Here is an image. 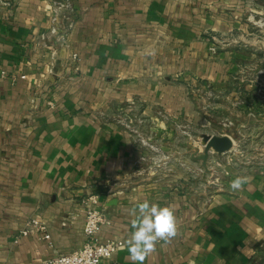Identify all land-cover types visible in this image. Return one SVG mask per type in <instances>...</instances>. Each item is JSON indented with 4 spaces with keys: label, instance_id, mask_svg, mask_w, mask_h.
<instances>
[{
    "label": "crops",
    "instance_id": "obj_1",
    "mask_svg": "<svg viewBox=\"0 0 264 264\" xmlns=\"http://www.w3.org/2000/svg\"><path fill=\"white\" fill-rule=\"evenodd\" d=\"M70 2L62 43L39 40L53 0H0V264L80 247L92 195L110 219L98 238L124 243L98 264H133L130 209L143 199L178 224L144 264H252L264 254V0ZM203 134L250 151L194 189L195 172L225 159L209 150L203 163ZM237 176L250 179L233 191ZM33 217L50 241L22 234Z\"/></svg>",
    "mask_w": 264,
    "mask_h": 264
},
{
    "label": "built area",
    "instance_id": "obj_2",
    "mask_svg": "<svg viewBox=\"0 0 264 264\" xmlns=\"http://www.w3.org/2000/svg\"><path fill=\"white\" fill-rule=\"evenodd\" d=\"M5 3H8V1H5ZM53 5L54 11L51 17L52 24L47 32L39 35V40H43L48 37V34H52L57 35L58 39L62 43H65L73 25V21L70 19L69 15L72 13L73 7H71L70 0H53ZM59 16H61V18H59ZM58 18L63 19L67 23L63 25V30L61 32H59L56 25ZM55 52L56 50L53 49L52 53L54 54ZM70 55L72 59H78L77 52L72 51ZM4 75V73L0 74V76ZM20 77H25V75L22 74ZM139 141L143 146L149 149L153 150L155 148L154 144L145 137H139ZM89 199H91L92 202L87 206L85 212L83 231L86 239L82 245L70 252L60 253L55 251L49 257L32 264H98L101 259L112 256V254L124 244L122 240H100L98 238L97 233L99 228L101 225L109 223L110 219L105 210L97 205L96 195H92ZM27 228L22 230V234L27 233L30 228H33L39 233L40 238L50 241V233L47 230L46 224L41 219L37 217L29 219L27 221Z\"/></svg>",
    "mask_w": 264,
    "mask_h": 264
},
{
    "label": "clouds",
    "instance_id": "obj_3",
    "mask_svg": "<svg viewBox=\"0 0 264 264\" xmlns=\"http://www.w3.org/2000/svg\"><path fill=\"white\" fill-rule=\"evenodd\" d=\"M249 177L237 176L230 182L233 191L242 189ZM131 235L126 240L128 259L133 264H144L145 260L156 251L158 242L168 244L177 235L178 224L175 209L161 206L147 199L137 200L130 209Z\"/></svg>",
    "mask_w": 264,
    "mask_h": 264
},
{
    "label": "rangeland",
    "instance_id": "obj_4",
    "mask_svg": "<svg viewBox=\"0 0 264 264\" xmlns=\"http://www.w3.org/2000/svg\"><path fill=\"white\" fill-rule=\"evenodd\" d=\"M229 120V119H228ZM227 120V122H229V125L232 123L231 121H228ZM231 122V123H230ZM212 135V134H211ZM216 135H219V134H216ZM221 135V134H220ZM202 138V137H201ZM201 138H200V140H201ZM233 139V147L230 149V150H228V151H225V152H227L228 154L230 153V151H234L236 154H231L232 156H230V162L229 163H227L226 162V158L228 157V156H226V154H225V152H221V153H219V155H223V158H225V159H222V157H220V158H218L217 157V161L218 162H214V164H215V167L214 168H212L211 169V171H208L207 169H206V171H203V172H195L194 174H195V177L194 178H192L193 180H194V182H193V184H194V189L195 188H198V189H200V188H202L201 187V182H203V181H205V183H207L206 182V180H209V181H211V182H213V181H217V180H219L222 176H226L224 173H226V167L224 168V164H228V165H236L237 164V158L239 159H242V161L244 160V157L246 156V155H249V152L248 151H250V144L249 143H246L245 144V149H244V152L242 153V155H240V154H238V152H237V139H235V137H233L232 138ZM203 145V144H202ZM203 148H204V145H203ZM239 149H242V147L240 148L239 147ZM211 150H213V149H211ZM240 151V150H239ZM248 157V156H247ZM239 159V160H240ZM236 163V164H235ZM228 172V171H227ZM212 186V185H211ZM211 188H214L213 186L211 187ZM264 253V252H263ZM252 264H264V254L263 255H260V256H258L257 257V259H255L254 261H253V263Z\"/></svg>",
    "mask_w": 264,
    "mask_h": 264
},
{
    "label": "water",
    "instance_id": "obj_5",
    "mask_svg": "<svg viewBox=\"0 0 264 264\" xmlns=\"http://www.w3.org/2000/svg\"><path fill=\"white\" fill-rule=\"evenodd\" d=\"M202 143L204 145L203 153L198 157L203 160V163H205L208 157L209 150L213 149L214 151L221 153L230 150L234 144L233 139L227 134H203Z\"/></svg>",
    "mask_w": 264,
    "mask_h": 264
}]
</instances>
